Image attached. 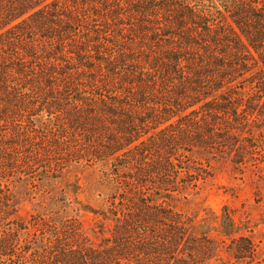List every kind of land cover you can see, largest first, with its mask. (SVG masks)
<instances>
[{
	"label": "trees",
	"instance_id": "obj_1",
	"mask_svg": "<svg viewBox=\"0 0 264 264\" xmlns=\"http://www.w3.org/2000/svg\"><path fill=\"white\" fill-rule=\"evenodd\" d=\"M212 159L264 170V0H0V264H264L159 200ZM106 160L109 236L23 233L17 168Z\"/></svg>",
	"mask_w": 264,
	"mask_h": 264
},
{
	"label": "rangeland",
	"instance_id": "obj_2",
	"mask_svg": "<svg viewBox=\"0 0 264 264\" xmlns=\"http://www.w3.org/2000/svg\"><path fill=\"white\" fill-rule=\"evenodd\" d=\"M195 157L201 158L198 154L192 158ZM17 169L25 171L17 170L4 182L12 191L17 215L28 223L29 229L23 231L25 235L34 231L30 221L36 219L54 230H76L95 243L109 236L111 220L104 215L117 185L109 160L73 162L58 171L42 172L36 166ZM211 174L196 186L159 200H165L191 219L197 231H209L225 241H229V236L222 229L221 218L228 213L234 219L230 229L233 234L250 237L257 260L263 259L264 170L212 159ZM225 256L221 254L220 258Z\"/></svg>",
	"mask_w": 264,
	"mask_h": 264
}]
</instances>
